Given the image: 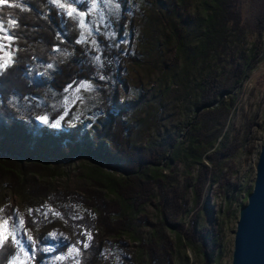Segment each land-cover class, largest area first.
<instances>
[{"label":"trees","instance_id":"16d2710c","mask_svg":"<svg viewBox=\"0 0 264 264\" xmlns=\"http://www.w3.org/2000/svg\"><path fill=\"white\" fill-rule=\"evenodd\" d=\"M159 1L175 51L173 66L184 63V93L201 110L184 133L180 129L166 141L147 146L135 141L137 123L130 118L128 104L120 101L111 107L105 99V119L91 132L81 126L56 128L40 123L46 110L42 99H53L72 82L94 77L93 48L81 41L77 21L50 0L0 3V20L7 29L0 31V37H12L3 39L10 48H0V57L9 60L12 51L14 61L0 73V195L9 189L23 202L22 209L16 210L5 201L0 213L8 221L9 235L13 223L19 222L16 217L23 220L36 242L34 264H65L55 257L63 253L68 258L71 249L79 250L75 264H109L113 243L106 237L112 235H130L138 242V252L128 258L130 264H177L179 245L203 255L206 264H221L220 253L215 255L220 229L203 224L200 213L188 208L186 195L191 189V205L197 208L208 198L206 190L217 185L228 211L237 201L234 159L248 137L226 129L239 100L237 93L230 92L263 49L264 10L251 46L235 54L246 36L239 0ZM97 39L106 66L115 72L126 53L104 33ZM229 54L230 60L224 61ZM74 158L90 163L85 174L88 182L78 190H56L42 180L63 176V168ZM149 204L158 210L156 222L149 221ZM184 214L190 217L188 226ZM56 222L63 224L66 237L39 236V230ZM141 224L149 228L146 236ZM13 251L16 255L19 248L10 240L0 245V264H9Z\"/></svg>","mask_w":264,"mask_h":264},{"label":"rangeland","instance_id":"374dc122","mask_svg":"<svg viewBox=\"0 0 264 264\" xmlns=\"http://www.w3.org/2000/svg\"><path fill=\"white\" fill-rule=\"evenodd\" d=\"M239 1L246 36L236 46L235 54L241 47L248 49L251 46L256 37L259 17L264 10V0ZM72 6L86 13L85 27L81 29L79 26L81 41L88 42L93 48L91 57L97 66V72L92 79L72 82L66 87L64 93L53 99H42L40 104L46 110L40 117L47 116L48 122H43L39 117L40 123L56 128L81 126L91 132L105 119L107 109L104 101L107 99L111 107L118 101L128 104L131 109L130 118L137 123L138 128L134 139L139 145L147 146L166 141L168 135L180 129L184 133L190 125L192 116L201 108L193 107L190 98L192 96L189 95L188 98V95L184 93L181 80L183 76H187L186 72H183L184 63L180 61L173 66L175 51L166 34L160 1L112 0V4H108L105 0H97V7L93 9L92 0H81L80 3ZM123 11L126 12L125 20L122 19ZM100 33H104L114 47L127 55L118 63L115 72L105 64L103 49L97 39ZM139 53H142L140 55L142 60L137 58ZM228 60H230V54L224 61ZM109 68L111 70H108ZM188 72H192L191 76L195 74L193 71ZM241 81L242 83L240 82L230 92L237 93L239 100L226 127L232 133L240 132L241 135L247 133L248 137L246 145L234 159L238 172L232 180L238 183V189L235 191L238 193L237 201L228 211L223 194L219 193L217 185L206 190L208 198L205 196V200L197 208H192L191 205L193 194L191 189L186 195L190 201L188 208L200 213L202 223L215 227L217 230L220 229V243L215 255L220 253L221 264L232 262L239 210L247 202L248 191L253 188L256 163L264 143V55L254 62L249 70H246L245 77ZM82 82L91 84V90L80 88L77 91ZM251 148L253 152L249 153ZM88 165H90L89 161L74 158L72 163L63 168L65 172L63 176L42 180L46 179L56 190L76 191L88 182L85 175ZM0 196L4 200L0 207L5 201H9L14 209H22V200L9 189L4 188ZM157 211L154 205L147 206L149 221H158ZM183 218L188 226L189 215L184 214ZM0 221H4L1 213ZM18 225L21 233L17 235V238L20 239L21 235H24L25 250L29 252V255L26 256L18 251L9 264H34L32 246L26 241L27 235L32 237L33 235L24 222H18ZM139 229L143 236H146L149 228L141 224ZM0 231L8 232V224L0 225ZM166 232L174 241H177L174 232L169 229ZM66 235L67 231L60 222L39 230L41 238L50 237L55 240L64 238ZM106 239L113 243L110 248L113 258L109 264H130L128 258L136 255L139 250L138 242L134 241L130 235H112ZM78 253V249H71L68 258L66 254L59 253L55 259L58 260L61 257L65 264H75ZM176 260L177 264H206L203 255L180 245L177 247Z\"/></svg>","mask_w":264,"mask_h":264},{"label":"water","instance_id":"95a60500","mask_svg":"<svg viewBox=\"0 0 264 264\" xmlns=\"http://www.w3.org/2000/svg\"><path fill=\"white\" fill-rule=\"evenodd\" d=\"M263 55L264 48L247 70ZM231 264H264V143L256 163L253 189L239 210Z\"/></svg>","mask_w":264,"mask_h":264},{"label":"snow or ice","instance_id":"6c2138e0","mask_svg":"<svg viewBox=\"0 0 264 264\" xmlns=\"http://www.w3.org/2000/svg\"><path fill=\"white\" fill-rule=\"evenodd\" d=\"M3 2H4V0H0V3H3ZM50 2L53 4H56L61 9L63 14L66 15L67 17L76 19L79 26L81 27V29H83L85 27V19L84 18L86 16V13L83 10L78 11V9L76 7L72 6L73 4L80 3L81 0H63V2H62V0H50ZM105 2L108 4H112V0H105ZM96 7H97V0H92V8L95 9ZM12 23H15V21L13 20ZM0 31L7 32V29H5L3 27V21L2 20H0ZM3 39H7V40L11 41L12 37L11 36L0 37V48H4V49L10 48V45H5L2 43ZM93 43H95V41H93ZM8 55H9V60H4L3 57H0V73L5 71L7 69V67L10 66L9 61L14 62L11 60L13 52L9 51ZM97 59H99V58L97 57ZM49 67H52V66L49 65ZM80 88H83L86 90H91L92 86H91V84H88L86 82H82L79 85V88L77 89V91H79ZM40 119L45 123L48 122L47 116H42V117H40ZM16 219L19 220L20 223H23V220L21 218H19L18 216L16 217ZM7 223H8L7 220L0 221V225H5ZM20 233H21V230L19 229V225L16 223H13V232L11 235H9L7 233V231H0V245L4 244L6 241L10 240L13 244L18 246L20 252H23L24 255L27 256V255H29V252L25 250L24 235H21L20 239L17 238V235ZM86 235L88 236V239H91L90 233H87ZM26 241L29 245L32 246L31 251L34 253L35 243H36L35 240L33 239L32 236L27 235ZM87 246L88 245L85 243L84 247H87ZM10 255H15V251L11 252ZM77 264H78V262H77Z\"/></svg>","mask_w":264,"mask_h":264}]
</instances>
